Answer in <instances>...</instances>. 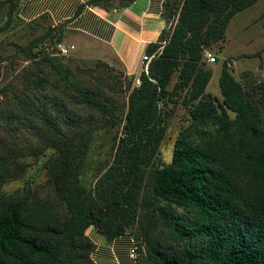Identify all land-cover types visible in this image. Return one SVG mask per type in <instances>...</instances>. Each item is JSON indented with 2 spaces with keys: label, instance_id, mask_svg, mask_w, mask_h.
I'll return each instance as SVG.
<instances>
[{
  "label": "trees",
  "instance_id": "trees-1",
  "mask_svg": "<svg viewBox=\"0 0 264 264\" xmlns=\"http://www.w3.org/2000/svg\"><path fill=\"white\" fill-rule=\"evenodd\" d=\"M23 1L0 0V264H96L90 226L107 243L129 234L136 264H264V79L224 60L215 96L205 56L257 0H165L138 85L105 61L92 80L58 52L65 23L25 21Z\"/></svg>",
  "mask_w": 264,
  "mask_h": 264
},
{
  "label": "crops",
  "instance_id": "crops-1",
  "mask_svg": "<svg viewBox=\"0 0 264 264\" xmlns=\"http://www.w3.org/2000/svg\"><path fill=\"white\" fill-rule=\"evenodd\" d=\"M88 0H24L19 9V15L25 21L32 20L43 14H48L53 23H65L66 29L63 43L91 49L105 62L117 61L127 75L139 76L144 70L142 57L146 55V47L155 42L165 26L161 18L163 2L165 0H135L125 8L106 10L99 5H85L76 14L80 5ZM257 5L258 18L252 19V11ZM264 0H257L251 7L237 13L230 21L238 23V29L232 38H228V27L221 50L224 60H229L233 75L240 70L247 72L245 60L253 57L262 58L264 53ZM262 20V21H259ZM253 24V25H252ZM253 26V27H252ZM235 38V42H233ZM253 42L258 45L252 46ZM74 47V49H75ZM210 62L209 65L211 66ZM251 70V69H250ZM239 71V72H240ZM86 234L96 247L91 257L96 264H136L130 256L133 239L129 234H123L107 243L104 236L90 226Z\"/></svg>",
  "mask_w": 264,
  "mask_h": 264
},
{
  "label": "rangeland",
  "instance_id": "rangeland-1",
  "mask_svg": "<svg viewBox=\"0 0 264 264\" xmlns=\"http://www.w3.org/2000/svg\"><path fill=\"white\" fill-rule=\"evenodd\" d=\"M259 9H260V5H257V7H255L253 9V11H252V19L253 20L254 19L256 20L258 18V10ZM262 20L264 21V18ZM262 20H259V21H262ZM238 23H235V24L231 23V25L228 27V36H229L228 38H232L231 34H233L235 31H237L238 25H239ZM232 41L235 42V38H233ZM80 45H81L80 43H79V46L76 45L75 49H73L69 53V55H67V57L73 59V61L76 64L83 67L86 71L92 73V78H91L92 80L95 79V76L100 77V73L98 72V70L94 69L95 68L94 66H96V65L102 66L101 62H103L105 60H103L100 57V55H98L95 52L98 47L96 45H94V46H91L92 47L91 49H88L89 47L82 49L80 47ZM251 45L254 47L258 44H257V42H253ZM212 53H214V52H212ZM225 57L226 56L224 53H219L218 59L213 61L216 63H211L213 73H212V77L208 83L207 91H210L213 95L218 96V97L221 96L218 80H219V76H220V72H221V66H222V63H223ZM108 64H110L114 68V70H113L114 73H118V74L123 73L121 75H122V81H124L126 73H125L124 69L122 68V66L120 65V63H118L115 60H112V62L108 63ZM21 65H23V63H21V62L18 63V66H16V70L17 69L19 70ZM244 65L247 68H249V70H247V71L250 74L246 75L243 72H241L240 70H238V72L234 73V76L237 79H246V78H248V79L254 78L257 80L258 79H264V53L262 54V58H260L258 56V57H253L252 59L245 60ZM100 68L103 69L104 71L106 70L105 67L104 68L100 67ZM10 73H11V70L8 68L7 74H10ZM1 76H3V74L0 75V86L3 83V81H1ZM181 113H182L181 110L176 111V115H178V116L173 118L172 125L170 126L169 131H168V133H167V135H166V137L162 143V146H161L160 154H161V158H163V160L165 162L168 161V159L171 156L172 148H173V142H174V139L177 135V131H178L179 127L181 126V123L184 122V120H183L184 117H182ZM0 131L2 134L6 133L2 130H0ZM35 135L36 134L33 132V130H20L19 131V136H20V138H22V141L26 140V142H28V143L31 141L35 142V140H36ZM101 154H103V153H101ZM102 158H103V156L100 157L101 160H102ZM15 184L16 183L13 182L10 185H7L6 188L11 189V188H13V186ZM133 242L135 243L134 239H133Z\"/></svg>",
  "mask_w": 264,
  "mask_h": 264
},
{
  "label": "built area",
  "instance_id": "built-area-1",
  "mask_svg": "<svg viewBox=\"0 0 264 264\" xmlns=\"http://www.w3.org/2000/svg\"><path fill=\"white\" fill-rule=\"evenodd\" d=\"M74 47H75L74 45H66L63 42H61L57 45V49H58L59 54L63 55V56L69 55V53L74 49ZM205 56L209 62L215 61L214 55L212 53L206 52ZM152 57H153V55H147V54L142 57V60L144 62V71L145 72H147L148 63ZM134 83H135V85H138L140 83L139 76H137L135 78ZM137 249H138L137 245L133 242V247L130 251V256L132 259H136L137 255H138Z\"/></svg>",
  "mask_w": 264,
  "mask_h": 264
}]
</instances>
